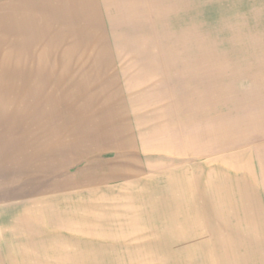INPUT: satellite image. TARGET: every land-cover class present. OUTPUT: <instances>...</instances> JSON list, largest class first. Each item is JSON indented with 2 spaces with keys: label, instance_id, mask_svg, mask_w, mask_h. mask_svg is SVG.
I'll list each match as a JSON object with an SVG mask.
<instances>
[{
  "label": "rangeland",
  "instance_id": "obj_1",
  "mask_svg": "<svg viewBox=\"0 0 264 264\" xmlns=\"http://www.w3.org/2000/svg\"><path fill=\"white\" fill-rule=\"evenodd\" d=\"M208 184L244 200L196 219ZM238 202L264 203V0H0V264H192L168 232H264Z\"/></svg>",
  "mask_w": 264,
  "mask_h": 264
},
{
  "label": "bare ground",
  "instance_id": "obj_2",
  "mask_svg": "<svg viewBox=\"0 0 264 264\" xmlns=\"http://www.w3.org/2000/svg\"><path fill=\"white\" fill-rule=\"evenodd\" d=\"M180 182H182V185H180V190L182 189V190H185V191H187V185L184 183V179H181L180 180ZM217 191V192H216ZM222 194V191H220V189L219 190H215L214 189V187H213V185L211 186V184H208L207 186H205V187H203L202 189H201V192H200V196H202L203 197V201H202V203H200V204H202L201 205V211L199 210L198 211V209H199V207H198V209L196 210V212H195V215L199 212V215H197V216H199V217H197V216H195V218L196 219H200L201 217H200V214H201V216H202V219H208V218H206L208 215H210V216H214V215H216V213L217 214H220L221 216H229L228 215V209L227 210H224V209H219V204L218 203H216V202H212L213 200H214V198H213V200L211 201V202H206V200H205V198L208 196V195H210L211 194V197H215L214 195L215 194ZM234 194H235V192H233ZM214 194V195H213ZM232 194V193H231ZM187 195H188V197H190V193L189 192H187ZM184 196H186V192L184 193V194H182V195H180V196H178V197H184ZM192 197V196H191ZM209 197V196H208ZM234 197L236 198V200H238V201H240V199L241 200H244L243 198H241L242 197V192L240 193V191L239 192H236V194L234 195ZM233 197V195L230 197V196H226L225 194H222L221 195V198H219V199H221V201L222 200H227L228 202V204L229 203H231L232 204V202H235V199H233L234 198ZM233 200H232V199ZM226 202V201H225ZM237 202V201H236ZM223 203V202H222ZM216 204H217V206H216ZM195 205V204H194ZM247 205H249V204H247ZM220 206H222L223 207V204H221L220 203ZM230 206V205H229ZM232 206H234V205H232ZM241 205H240V203L238 202L237 203V205L235 206V210L232 212V211H230V212H232V213H236V214H239L240 213V210L241 211H244V209H242L241 207H240ZM243 206H245V203H244V205ZM238 207V208H237ZM240 207V208H239ZM196 209V208H195ZM219 210V211H218ZM230 210V209H229ZM166 211V210H165ZM198 211V212H197ZM246 211V210H245ZM173 212V210H171L170 211V214ZM186 210L185 209H183V208H177V209H175L174 210V213L175 214H177V213H181L182 215H184V214H186ZM189 213V212H188ZM168 214H169V211H168ZM175 214H173V215H175ZM225 214V215H224ZM205 215H206V217H205ZM187 216V215H186ZM186 216H185V219H186ZM190 216H192V215H190ZM193 216H194V213H193ZM204 216V217H203ZM174 217V216H173ZM175 218V217H174ZM211 218V217H210ZM193 219V218H192ZM191 220V219H190ZM186 221V220H185ZM193 221H195V220H193ZM190 222V221H189ZM199 223V222H198ZM222 223V225L224 226H226V227H229V222H227V220L226 221H222L221 222ZM183 226V228L182 229H184L185 228V224L184 225H182ZM198 226V225H197ZM251 226V225H250ZM181 229V230H182ZM180 230V231H181ZM215 232H168V234L170 235V234H177V235H183L184 236V242H185V246H184V248L185 247H194V254H195V258L197 259V261H194V262H192V264H229V256H228V251H227V249L226 248H224V250H222V252H220V254H219V256L218 257H216V244H214L213 243V240H217V238H218V235H215L214 234ZM208 240L210 241V243H208ZM212 241V242H211ZM176 243V241L175 240H167L166 238H165V243ZM186 243H187V245H186ZM224 247V246H223ZM201 248V249H200ZM218 248V247H217ZM226 250V251H225ZM200 253H203V258H202V255L200 256ZM189 254V252L187 253V257H189L190 255H188ZM200 256V257H199ZM185 257H183V259H184ZM200 258V259H199ZM202 258V259H201ZM217 258H218V260H219V262H217ZM183 259H181V260H179V257H177L176 255L175 256H170V259H169V264H183ZM188 259H190V258H188ZM191 261V260H190Z\"/></svg>",
  "mask_w": 264,
  "mask_h": 264
},
{
  "label": "crops",
  "instance_id": "obj_3",
  "mask_svg": "<svg viewBox=\"0 0 264 264\" xmlns=\"http://www.w3.org/2000/svg\"><path fill=\"white\" fill-rule=\"evenodd\" d=\"M249 207L250 209L244 210L247 213L260 215L259 220H263L264 203H259L257 207L255 204H249ZM261 230L262 228L256 230L258 232H230L229 264H264V232Z\"/></svg>",
  "mask_w": 264,
  "mask_h": 264
}]
</instances>
